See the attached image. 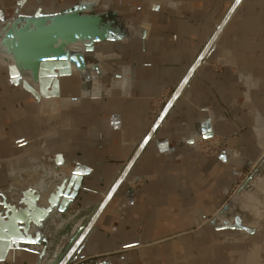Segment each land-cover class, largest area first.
<instances>
[{
	"label": "crops",
	"instance_id": "obj_1",
	"mask_svg": "<svg viewBox=\"0 0 264 264\" xmlns=\"http://www.w3.org/2000/svg\"><path fill=\"white\" fill-rule=\"evenodd\" d=\"M80 1L0 0V23L15 8L25 15L57 14ZM84 1L91 2L90 13L110 26L115 40L88 56L82 76L71 67L69 76L58 79L60 97L77 100L69 109L81 104L69 132L64 129L58 137L57 150L66 162L59 171L67 175L75 164L86 171L69 219L90 204L92 212L96 209L148 139L87 232L85 257L78 263L107 258L108 264H238L235 258L259 235L243 236L212 220L263 158L264 0H241L217 37L234 0ZM225 50L244 77L237 79L227 69L212 72L200 62L157 124L160 115L152 114L151 98L171 89L170 100L201 56L214 60ZM8 64L0 55V158L22 152L4 160L9 174H0V182L16 173L24 181L18 166L37 149L26 144L38 129V100L12 84ZM121 73L125 84L116 78ZM114 78L119 88L111 87ZM82 88L87 96L82 97ZM58 118L47 123L44 117V128ZM209 135L227 152L201 156L192 142ZM137 181L139 186L128 184ZM9 189H0V195L7 197ZM240 217L249 223L246 212ZM58 219L49 230V246L27 244L38 252L11 250L0 264H38L42 253L41 264H49L68 237L67 222Z\"/></svg>",
	"mask_w": 264,
	"mask_h": 264
},
{
	"label": "water",
	"instance_id": "obj_2",
	"mask_svg": "<svg viewBox=\"0 0 264 264\" xmlns=\"http://www.w3.org/2000/svg\"><path fill=\"white\" fill-rule=\"evenodd\" d=\"M240 1L234 0L214 37L219 31L221 32ZM90 4L89 1L81 0L72 8L57 14H43L37 11L33 15H22L19 14L18 8L12 10L8 21L0 23V55L11 62L7 70L13 85L20 86L37 101L39 98H59L58 79L69 76L71 67L82 76L84 62L88 56L100 49L104 43L115 40L110 34V26L108 24L102 26L100 16L90 13ZM201 58L202 56L174 91L160 114L157 124L177 98L193 70L200 64ZM122 73L116 74V77L121 79V84H125L126 80ZM24 80H27L31 86ZM49 85H51V92L46 91ZM91 96H98V94ZM258 124H261L260 119ZM56 137L55 133L45 135L42 139L44 145L48 147L49 142ZM210 137L209 135L204 139ZM147 139L142 142L122 175L106 193L103 201L97 205L92 219H87L85 225H80L71 232L64 246L56 248L49 264H108L107 258L78 263L85 257L84 239ZM260 145H264V136L260 138ZM41 160L47 169L39 170L32 184L23 188H10L6 192L7 197L0 195V262L11 250L24 249L38 252L37 248L27 246L30 243L44 242L46 246H49L50 228L56 227L55 224L60 220L58 218L67 214L77 196L82 174L86 171L78 164H75L67 175L64 171H59V167L65 166L66 162L63 155L56 151H52L50 156L42 157ZM263 173L264 156L212 220V224L219 222L223 226L222 229L242 232L248 236L262 234L263 230H253L243 226L240 215L244 210L240 195L243 192L252 193L251 182ZM22 180H25V177ZM36 181L42 182L40 189L34 184ZM42 199L44 204L41 203ZM31 234L34 239L31 238ZM43 257L44 253L39 257L38 264L42 263Z\"/></svg>",
	"mask_w": 264,
	"mask_h": 264
},
{
	"label": "rangeland",
	"instance_id": "obj_3",
	"mask_svg": "<svg viewBox=\"0 0 264 264\" xmlns=\"http://www.w3.org/2000/svg\"><path fill=\"white\" fill-rule=\"evenodd\" d=\"M217 40L218 39H216L214 41V43H216ZM201 62L203 65L209 66L210 71H212V72H219L222 69H227L237 79H242L244 77L243 70H241V68L237 64H235V62L232 60V54L227 50L223 51L220 54V56L214 60H208L207 58H204L203 60H201ZM116 78H114V80L112 82L113 85L111 84L112 88H119V87H116V85L114 84ZM85 92L88 93L87 91H85ZM172 92H173V90L166 89L158 97L151 98L150 103H149V107H150V110H151L153 115L158 117L161 114V112L163 111L164 107L166 106ZM69 99H71V98H69ZM40 100H43V99H40ZM39 101L37 103L38 104V110H37L38 129H37V132L33 136L29 137V138L34 137V140H32V141L30 140L31 142H27L29 145L28 147H31L32 145L36 144L38 149H34V153H30L28 156H26L29 158H27V159L24 158L22 163L18 166L19 169L23 170L22 176L25 177L26 181L25 180L20 181V180L16 179L15 176L17 175V173L13 174L14 178H9V179H6L5 182H0V189H2V190H6V189H9L11 187L12 188L13 187L23 188V187H26L28 184L33 183L35 181V179L37 178V173L31 172V168H33L35 166L34 161H37V163L39 165H42L44 162L41 160V158L42 157L44 158L47 155L50 156L52 151L57 150V148H60V146H61L60 142H55L54 146H53V148H55V150H51L48 153L43 154V150L41 149L42 148L41 141L43 142V140H42L43 137L47 134L56 133L57 134L56 139H57L58 137L61 136L64 129H66V132H69V130L71 129L70 125L72 123V118H73L72 114L78 115L79 110H80V106H81V104L78 103L77 107H71L70 109H69V105H66L64 108L63 107L60 108V110H62V111L59 110L58 114H57V116L59 117L58 119L60 121L56 125L50 124L49 128H44V124L46 126V124L50 123L52 121V119L49 118V119H47L48 120L47 123L44 122L46 120H44V117L41 113L42 111L39 107ZM73 101H76V103H77V100H73ZM56 102H58V100H56ZM67 119H68V121H67ZM73 133L75 134V132H73ZM74 134H73V137H74ZM65 135L67 136L68 133H66ZM29 138H27V140ZM27 140H25V141H27ZM196 141L197 140H194V142H196ZM216 141H218L220 143V145L222 146L221 148L220 147L218 148L219 151H215V153H213L214 150H212V149H211V151H204L203 149H198V150L196 149L197 152L205 158H216V157H218L219 155L223 154V151L222 150L220 151V149H222V148L227 149V147L221 140L216 139ZM25 144H26V142H25ZM43 147L45 149V152H47L44 143H43ZM262 147L264 149V145ZM263 149H262V151H263ZM26 150L32 151V149H29V148ZM27 151H24V152H27ZM21 152L22 151L20 150L18 152H14L12 155H10L8 157L0 158V172H1L0 174H1V177L3 175L5 176V175L9 174V168L6 166V164H4V160L5 159H7V160L12 159V158L18 156ZM262 155L264 156L263 152H262ZM35 159H37V160H35ZM262 177H264V173L262 174ZM128 184L131 187H136V186L140 185V183L138 181L135 183H129L128 182ZM236 191H234L232 193V195ZM253 192H254V189H253ZM93 209H94V207L91 206V204H90L89 206L83 207L82 209L77 211L75 215L71 214V217H72L71 219H69L70 215L69 216H67V215L62 216L61 219L64 222H67L65 229H64L65 235L69 236L71 234L72 229L77 222L80 221V225H83V222L86 221V218H84V217L90 216ZM246 216H247V221L250 222L252 218L247 213H246ZM81 219H82V221H81ZM263 220H264V218L260 219L259 222L257 223L258 224L257 229L260 231L262 230V228L260 227V223L262 224L261 221H263ZM258 226H259V228H258ZM263 226H264V224H263ZM257 235H259V236L258 237L256 236L252 239L251 238L249 239L250 241L247 243L246 248L244 250H242L243 251L242 254H239L242 256H238L237 258H235L236 261L239 262L238 264H264V227H263V233L257 234ZM243 236H247V235L244 234Z\"/></svg>",
	"mask_w": 264,
	"mask_h": 264
},
{
	"label": "bare ground",
	"instance_id": "obj_4",
	"mask_svg": "<svg viewBox=\"0 0 264 264\" xmlns=\"http://www.w3.org/2000/svg\"><path fill=\"white\" fill-rule=\"evenodd\" d=\"M22 15H25V14L22 13ZM219 33H220V31L217 33L216 37L218 36ZM3 59L4 60H8L5 57H3ZM8 62H9V64H8V67H9L11 65V62L10 61H8ZM24 82H26L28 85H30V83L27 80H24ZM33 89H34V87H33ZM95 91L98 92L99 90H95ZM82 95L83 96L87 95V94H85V91L83 90V88H82ZM40 99H43V100H40ZM39 100H38L39 101V107H40V109L42 111L41 113H42L43 117H45V118H50V117L52 118L54 115L58 114V111L60 110V108H62V107L64 108L66 105H70V103L73 102L72 99H67V98L63 99L61 97H59L58 99L57 98H46V99L39 98ZM56 100H58V102H56ZM60 111H62V110H60ZM57 139L49 142V146L48 147L45 146L47 152H45V149L43 147V142L41 141V143H42V148L41 149L43 150V154L48 153L51 150H55V148H53L54 143L55 142H60L59 139L58 140ZM28 146L29 145L27 143L26 147H28ZM55 151L59 152L58 150H55ZM34 164H35V166L33 168H31V172L32 173H37L39 170L42 171V170H46L47 169L44 164L39 165L37 163V161H34ZM30 184H32V183H30ZM30 184H28V185H30ZM34 184H36V187L38 189H40L42 182L41 181H36ZM251 185H252V187L254 189V192H252V193L243 192L240 195V198L242 200V208H243L244 212H246L252 218L249 223H244L243 222V226H245V227H247L249 229L258 230L257 229V225H258L257 223L259 222L260 219L264 218V177H262V176L256 177L251 182ZM105 196H104V198H105ZM41 203L44 204V199L41 200ZM94 213H95V210L92 212V214L88 218V220L92 219V217L94 216ZM79 226L74 228L72 231L76 230ZM258 228H259V226H258ZM242 234L244 235V233H242Z\"/></svg>",
	"mask_w": 264,
	"mask_h": 264
},
{
	"label": "built area",
	"instance_id": "obj_5",
	"mask_svg": "<svg viewBox=\"0 0 264 264\" xmlns=\"http://www.w3.org/2000/svg\"><path fill=\"white\" fill-rule=\"evenodd\" d=\"M192 145L195 147V149H203L204 151H213V153H215V151H219V147L221 148L222 146L220 145V143L218 141H216V139L214 138H209L206 140H197L196 142H192ZM223 151V153H226L228 149L226 148H222L220 149V151Z\"/></svg>",
	"mask_w": 264,
	"mask_h": 264
},
{
	"label": "snow or ice",
	"instance_id": "obj_6",
	"mask_svg": "<svg viewBox=\"0 0 264 264\" xmlns=\"http://www.w3.org/2000/svg\"><path fill=\"white\" fill-rule=\"evenodd\" d=\"M221 159H223V157H221Z\"/></svg>",
	"mask_w": 264,
	"mask_h": 264
}]
</instances>
